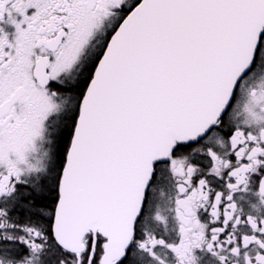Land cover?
Instances as JSON below:
<instances>
[{"label": "snow or ice", "instance_id": "1", "mask_svg": "<svg viewBox=\"0 0 264 264\" xmlns=\"http://www.w3.org/2000/svg\"><path fill=\"white\" fill-rule=\"evenodd\" d=\"M0 264H264V0H0Z\"/></svg>", "mask_w": 264, "mask_h": 264}]
</instances>
